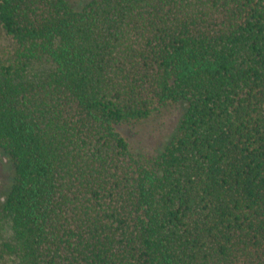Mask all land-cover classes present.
Masks as SVG:
<instances>
[{"label": "trees", "instance_id": "1", "mask_svg": "<svg viewBox=\"0 0 264 264\" xmlns=\"http://www.w3.org/2000/svg\"><path fill=\"white\" fill-rule=\"evenodd\" d=\"M0 30L16 264H264V0H0Z\"/></svg>", "mask_w": 264, "mask_h": 264}, {"label": "rangeland", "instance_id": "2", "mask_svg": "<svg viewBox=\"0 0 264 264\" xmlns=\"http://www.w3.org/2000/svg\"><path fill=\"white\" fill-rule=\"evenodd\" d=\"M89 0H72L77 8ZM14 45L10 39L4 36L0 30V59H7L12 56ZM172 107H166L162 112L153 116L149 120L136 124L119 125V130L126 136L138 153H154L159 148L165 146L172 136V122L177 112L172 111ZM172 118V119H171ZM13 161L6 152L0 148V209L3 205V198L9 193L14 179ZM8 233L0 226V264H16L11 255L5 251L4 241Z\"/></svg>", "mask_w": 264, "mask_h": 264}]
</instances>
